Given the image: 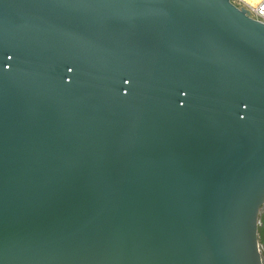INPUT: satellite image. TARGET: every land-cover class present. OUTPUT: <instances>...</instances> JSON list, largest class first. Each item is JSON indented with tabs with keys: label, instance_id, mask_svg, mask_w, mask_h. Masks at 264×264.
Masks as SVG:
<instances>
[{
	"label": "water",
	"instance_id": "95a60500",
	"mask_svg": "<svg viewBox=\"0 0 264 264\" xmlns=\"http://www.w3.org/2000/svg\"><path fill=\"white\" fill-rule=\"evenodd\" d=\"M264 22L231 0H0V264H264Z\"/></svg>",
	"mask_w": 264,
	"mask_h": 264
},
{
	"label": "built area",
	"instance_id": "2783aa9c",
	"mask_svg": "<svg viewBox=\"0 0 264 264\" xmlns=\"http://www.w3.org/2000/svg\"><path fill=\"white\" fill-rule=\"evenodd\" d=\"M237 7L245 8L250 17L264 22V0H231Z\"/></svg>",
	"mask_w": 264,
	"mask_h": 264
},
{
	"label": "rangeland",
	"instance_id": "374dc122",
	"mask_svg": "<svg viewBox=\"0 0 264 264\" xmlns=\"http://www.w3.org/2000/svg\"><path fill=\"white\" fill-rule=\"evenodd\" d=\"M259 224H258V242L262 253V258L264 260V209L259 215Z\"/></svg>",
	"mask_w": 264,
	"mask_h": 264
}]
</instances>
